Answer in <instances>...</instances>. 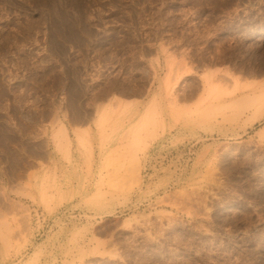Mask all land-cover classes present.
Returning a JSON list of instances; mask_svg holds the SVG:
<instances>
[{"label": "rangeland", "instance_id": "rangeland-1", "mask_svg": "<svg viewBox=\"0 0 264 264\" xmlns=\"http://www.w3.org/2000/svg\"><path fill=\"white\" fill-rule=\"evenodd\" d=\"M257 83L264 0H0V264H264ZM25 115L51 166L23 181Z\"/></svg>", "mask_w": 264, "mask_h": 264}, {"label": "crops", "instance_id": "crops-1", "mask_svg": "<svg viewBox=\"0 0 264 264\" xmlns=\"http://www.w3.org/2000/svg\"><path fill=\"white\" fill-rule=\"evenodd\" d=\"M155 57V56H154ZM161 63V60H160ZM155 66V63H154ZM186 78H184L181 81V88L184 85ZM155 85V83H154ZM130 102H133V107L134 106H139L141 105L140 103L143 102V100L141 99H134V100H127ZM137 103V104H136ZM136 104V105H135ZM166 104V103H165ZM182 105H191V99L190 98H183L182 102L180 103ZM71 116V115H70ZM50 119H47V123L48 124L50 122ZM95 120V119H94ZM113 120L114 118L110 121L109 126L112 127L111 125L113 124ZM47 126V125H46ZM38 127H41V125H39L38 123L34 124V126L32 125V120L31 118H29V124H28V119L27 116L25 115V123H24V133H23V141H24V146L25 149H27L25 155L27 156V161L28 163L25 164L24 169H26V171L24 172V180H27L28 175L32 174L33 172H36L38 170V163L42 162L44 163V161H47L46 158H44L42 156V154L39 152V150H46L47 149V144L45 141L43 140H39L37 142H35L34 144H32L33 142V138L34 140L39 136V134H41V132L39 131ZM62 127H65L66 131H67V136L68 139L71 143V157L73 160V163L75 160H77L78 154H77V150H76V146H75V138H76V133L79 135L81 133L86 132L89 136H92L91 133L94 132L93 135H95V129L93 124L90 121H86L84 120V115L81 114L79 117H74L71 116V118L69 117L68 120H66L64 117L61 119V125L59 124L56 131L60 130ZM112 129V128H111ZM55 166L56 168H61V169H73L75 168V165L73 164L68 165L67 163H65L62 158L60 157V155H56L55 158ZM45 165L47 163H44ZM49 166V164H47ZM33 167H36L35 169ZM53 167V165H52ZM70 176H67L66 179H68ZM65 180V178H63ZM19 182H15V186H17ZM67 183H71L74 184L75 182L73 180H70Z\"/></svg>", "mask_w": 264, "mask_h": 264}, {"label": "bare ground", "instance_id": "bare-ground-1", "mask_svg": "<svg viewBox=\"0 0 264 264\" xmlns=\"http://www.w3.org/2000/svg\"><path fill=\"white\" fill-rule=\"evenodd\" d=\"M212 78V76H210V75H208L206 78H205V82L207 83V84H209V81H210V79ZM257 86L259 87V90L258 91H256L254 94H253V96L252 95H247V96H245V97H243V99H241V100H243L244 102H243V105H248V109H254V108H256V107H258L259 109H264V83H257ZM260 87H263V88H260ZM242 88H241V86L240 85H238L235 89H234V91H233V94H236L237 95V93L236 92H239L240 90H241ZM240 100V101H241ZM157 100H156V98H155V105H153V106H155V109H153V114H155V125H156V123H157V115L159 114L158 112V110H157V108H156V104H157V102H156ZM133 107V104L129 101V103H126L125 105H124V108H123V111H122V113H118V114H113L112 112H109V111H105L104 113H103V115H102V118H104L103 119V124H105V125H107V124H109L110 123V121L113 119V118H115L114 120H113V124L111 125V126H117L118 124L117 123H120V122H122L124 119H123V117L124 116H127V115H130V109ZM152 110V109H151ZM151 110H148L147 112H146V114H147V116L146 117H148L149 116V113L151 112ZM114 115V116H113ZM158 121H159V119H158ZM109 122V123H108ZM55 142H56V144L58 145V146H64L65 145V143H67V145H69V143H70V141H69V139H68V136H67V131H66V129H65V127H62L56 134H55ZM135 151H133L132 152V155H133V153H134ZM138 161V159H137V156L135 155V157H134V163L135 162H137ZM127 165L128 164H126V165H123V167H127ZM132 165V164H131ZM133 169H135V164H134V168ZM129 173V175H130V177H131V172H128ZM257 217V222H259V224H261L262 226L264 225V215H257L256 216ZM245 219H247V220H249L250 221V223L251 224H249V226L248 227H246L244 230V235L247 237V236H249V235H251L253 232H258L257 230H258V228H259V226H261V225H258V224H255V222H254V218H253V216H249V215H247L246 217H245ZM260 232V231H259ZM260 233H262V231L260 232ZM228 234L229 235H231V236H234V231L233 230H230V231H228ZM252 236V238L254 237V235H251Z\"/></svg>", "mask_w": 264, "mask_h": 264}]
</instances>
